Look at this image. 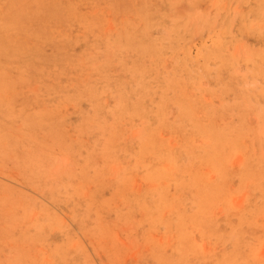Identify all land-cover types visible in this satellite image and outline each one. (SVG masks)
Here are the masks:
<instances>
[{"label":"rangeland","instance_id":"obj_1","mask_svg":"<svg viewBox=\"0 0 264 264\" xmlns=\"http://www.w3.org/2000/svg\"><path fill=\"white\" fill-rule=\"evenodd\" d=\"M0 264H264V0H0Z\"/></svg>","mask_w":264,"mask_h":264}]
</instances>
